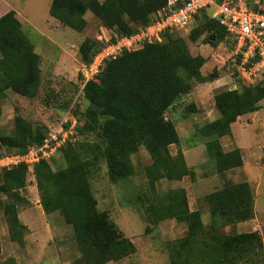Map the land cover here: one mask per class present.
Masks as SVG:
<instances>
[{"label":"trees","instance_id":"1","mask_svg":"<svg viewBox=\"0 0 264 264\" xmlns=\"http://www.w3.org/2000/svg\"><path fill=\"white\" fill-rule=\"evenodd\" d=\"M166 4L167 0H53L50 16L81 33L88 26L86 14L92 13L107 28L131 35L148 26ZM196 22L188 35L191 42L197 43L204 37V44L216 46L227 40V32L217 17L210 18L204 12L197 16ZM100 45L91 38L80 44L79 54L84 64L92 61ZM35 49L15 11L0 18V99L7 91L29 99L39 96L41 56ZM205 63L202 55H192L183 37L168 33L162 43L146 44L108 62L100 75L85 86L82 97L90 107L78 116L84 122L78 133L95 131L98 127L101 143L85 145L76 140L61 148L50 161L40 162L33 172L44 212H59L74 230L81 253L76 264L117 263L137 253L135 244L110 214L98 210L90 175L100 159L106 163L113 183L133 175L132 156L141 147L153 160L148 169L153 188L163 178L181 181L194 176L184 154L179 151L173 156L170 152L172 145L179 144L180 137L168 114L182 96L191 92L194 83L218 78V72L202 75ZM263 100V84L216 95L219 117L202 126L199 132L207 140V153L215 161L219 174L243 167L241 150L225 152L221 139L232 134V124L240 117L258 111ZM47 133L46 125L33 126L16 117L13 134L0 137L6 151L0 156L23 154L30 147L40 146ZM60 153L66 166L53 170L50 162ZM27 179L26 165L0 171V213L3 211L7 218L11 240L22 246L27 228L19 218L18 204L24 202L20 192L26 188ZM203 201L211 214L208 227L199 209L190 210L184 188L170 191L147 209L154 226L165 220L187 225V235L169 247L170 264H264V242L258 232L224 234L221 231L254 219L255 200L250 184L226 185L206 195Z\"/></svg>","mask_w":264,"mask_h":264},{"label":"rangeland","instance_id":"2","mask_svg":"<svg viewBox=\"0 0 264 264\" xmlns=\"http://www.w3.org/2000/svg\"><path fill=\"white\" fill-rule=\"evenodd\" d=\"M246 1L251 9L264 11V0ZM10 3L14 10L20 12L18 18L41 56L42 86L39 96L35 99L11 91H7L6 96L0 99V137L13 134L15 118L19 116L33 126L46 125L49 130L56 124L66 122L68 115L72 114L78 118L87 111L90 104L83 99L79 82L84 67L79 46L87 38L99 43L98 37L106 28L92 13L87 14L88 26L81 33L63 26L50 16L52 0H10ZM195 25L194 23L191 28L177 35L187 41L192 55H202L206 59L201 70L203 76L214 72H218L219 76L211 82L194 83L191 92L182 96L168 114L180 137L179 144L172 145L170 152L177 156L181 151L187 166L195 173L194 176H187L181 181L163 178L157 181L153 188L148 177V169L153 160L144 147L132 156L134 172L127 180L111 182L108 167L102 159L97 162L90 175L92 193L100 212L109 213L124 235L135 238L141 245L143 239H151L159 247L162 245L161 252L158 247L146 248L143 244L140 252L122 259L117 264H170L169 247L187 235V225L175 220H165L154 226L149 221L147 209L155 205L158 199L165 198L170 191L180 188L187 191L191 211L199 209L203 223L208 227L211 214L203 201L204 197L226 185L242 183L250 178L252 191L257 195V217H254L256 220H250L252 225L249 226H229L221 231L224 234L258 232L264 242V164L252 171L255 163L264 161V115L260 120L253 121H248L251 115L240 117L232 126V134L221 139L224 151L241 149L246 166L219 174L215 161L207 153V140L201 136L199 129L219 117L215 106L216 95L248 86L240 78L231 60V42L224 40L212 46L204 44L202 37L199 42L193 43L188 35ZM223 59L226 60L225 64ZM259 110L264 114V100ZM77 142L85 145L100 144L99 128L78 133ZM244 149L254 150L259 160L251 162V154L244 152ZM4 152L6 151L0 143V154ZM50 163L53 170L66 166L61 153ZM20 193L24 202L18 204V214L27 228L25 245L11 240L7 218L2 211L0 263L9 264L13 261L15 264H76L81 258V253L77 247L74 230L65 223L59 212H44L36 177L30 170L27 186ZM2 198L5 199L4 196Z\"/></svg>","mask_w":264,"mask_h":264},{"label":"built area","instance_id":"3","mask_svg":"<svg viewBox=\"0 0 264 264\" xmlns=\"http://www.w3.org/2000/svg\"><path fill=\"white\" fill-rule=\"evenodd\" d=\"M216 7L214 14L233 43L231 60L237 73L248 87L264 85V11L250 8L246 0H167V4L152 18L148 26L131 35L119 34L105 28L98 37L100 47L92 61L81 71V93L90 81L96 79L108 62L126 52L142 49L146 44L162 43L165 35L188 30L197 16ZM224 64L226 60L223 59ZM48 130L40 146L30 147L25 153L0 156V171L26 165L34 172L35 166L51 158L63 147L77 140L82 122L68 115L66 122Z\"/></svg>","mask_w":264,"mask_h":264},{"label":"crops","instance_id":"4","mask_svg":"<svg viewBox=\"0 0 264 264\" xmlns=\"http://www.w3.org/2000/svg\"><path fill=\"white\" fill-rule=\"evenodd\" d=\"M53 1V0H52ZM15 8H14V6H12V4L10 3V0H0V18L2 17V16H4L5 14H7L9 11H15L16 12V15H17V17H19V15H20V12H18V11H16V10H14ZM88 14V13H87ZM87 14H86V16H87ZM86 16H85V18H86ZM52 20H56V19H52ZM57 21V20H56ZM59 22V21H58ZM60 23V22H59ZM61 24V23H60ZM68 28V27H67ZM36 52H37V46H36ZM38 53V52H37ZM39 54V53H38ZM40 55V54H39ZM0 58H1V55H0ZM247 115H251V117L248 119V121H253L254 119H259L260 117H262V115H264L263 114V112L261 111V110H258V111H256V112H254V113H250V114H247ZM247 115H244V116H247ZM240 119V118H239ZM238 119V120H239ZM237 120V121H238ZM260 120V119H259ZM235 124V123H234ZM234 124H232V126L234 125ZM245 127V126H244ZM223 139V138H222ZM236 150V149H235ZM241 150V149H240ZM233 151V150H232ZM249 152V155L251 154V162H256L257 160H259V157H257L258 155L254 152V150H250V149H244V152ZM226 152V151H225ZM229 152H231V151H229ZM242 153V152H241ZM258 153V152H257ZM243 156V155H242ZM244 165L246 166V159H245V156H244ZM261 164H264V161H262L260 164L257 162V163H255V165L253 166V169H252V171L254 170V169H256L259 165H261ZM244 166V168H246ZM251 172V171H250ZM251 174V173H250ZM215 178V177H214ZM209 180V179H208ZM210 180H213V179H210ZM245 183H252L251 181H250V178L248 179V180H246V181H244ZM244 182H242V183H244ZM250 186L252 187V185L250 184ZM254 193V192H253ZM254 200H255V203H254V208H255V206H256V200H257V195L255 196V193H254ZM191 210V209H190ZM198 210V209H197ZM197 210H192V211H197ZM255 216L257 217V211H256V208H255ZM256 219H254V220H252V221H255ZM249 225H252L251 224V221H247V222H243V223H240V224H237V226L239 227V226H249ZM119 227V226H118ZM120 228V227H119ZM127 238H129V237H127ZM130 240H132V242L135 244V246L137 247V252H140L141 251V249H142V245L143 244H145V246L144 247H146V248H148V247H158V249H160L161 250V252H162V245H160L161 247H159V246H156L152 241H151V239H150V241H147V240H145V239H143V244L141 245V242H139L138 243V241L135 239V238H129ZM162 255V254H161ZM117 263H119V262H117ZM116 263V264H117ZM107 264H115V262H109V263H107Z\"/></svg>","mask_w":264,"mask_h":264},{"label":"water","instance_id":"5","mask_svg":"<svg viewBox=\"0 0 264 264\" xmlns=\"http://www.w3.org/2000/svg\"><path fill=\"white\" fill-rule=\"evenodd\" d=\"M215 12H216V7H212L208 12H207V15H208V17H213L214 16V14H215Z\"/></svg>","mask_w":264,"mask_h":264}]
</instances>
